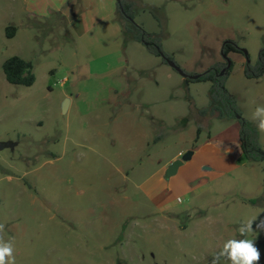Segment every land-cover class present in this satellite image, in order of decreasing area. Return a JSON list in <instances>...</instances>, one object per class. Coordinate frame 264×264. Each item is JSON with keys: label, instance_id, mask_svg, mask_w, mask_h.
Listing matches in <instances>:
<instances>
[{"label": "rangeland", "instance_id": "rangeland-1", "mask_svg": "<svg viewBox=\"0 0 264 264\" xmlns=\"http://www.w3.org/2000/svg\"><path fill=\"white\" fill-rule=\"evenodd\" d=\"M135 1V22L161 33L163 51L187 75L225 62V41L246 52L229 54L226 86L256 126L264 76L248 79L244 69L264 48V0ZM8 26L0 18V141L14 143L0 150V237L13 242L15 264H209L200 251L240 239L242 222L264 220V204L247 198L264 194L263 163L242 158L227 173L242 202L227 230L215 226L216 210L190 211L188 197L171 185L175 175L159 178L191 143L210 156L209 132L218 148L241 147L237 120L199 113L210 103L209 82L187 85L188 76L131 39L119 52L97 54L77 35H45V26L7 38ZM12 56L32 62V86L6 81L2 65ZM215 157L232 168L226 155ZM167 192L180 198L161 213L154 198ZM248 235L264 238L259 230Z\"/></svg>", "mask_w": 264, "mask_h": 264}, {"label": "crops", "instance_id": "crops-1", "mask_svg": "<svg viewBox=\"0 0 264 264\" xmlns=\"http://www.w3.org/2000/svg\"><path fill=\"white\" fill-rule=\"evenodd\" d=\"M116 3L117 0H0V18L4 20L5 25L12 24L17 27L16 35H35L36 30L48 26L46 29L49 33L45 35H64L65 32L77 35V37L89 41L88 45L93 53L105 54L119 52L123 44ZM99 50L103 51L98 52ZM214 141L211 132H209L206 141V146L210 149V156L208 157L202 155L203 146L191 143L189 151H193V155L179 167L176 174H174L175 179L171 185L179 189L183 197H188V208H191V212L194 210L199 212L206 207L212 209V211L216 210L218 217H216L215 226L218 229L219 225H221L227 230L234 225L231 218H227V216L232 217V207L233 205L236 206V202L239 199L237 198V193L232 189V180L226 175L237 169L235 164L242 160L243 155L241 147L236 149L233 145H229L218 148ZM181 153L179 152L178 155L167 162L162 170L163 174H160L161 177H159L162 182H165L163 180L164 172L171 163L181 157ZM216 154L219 157L226 155L230 158L232 168L223 169L220 167L216 162ZM242 164L246 163L243 162ZM226 185L230 186L227 187ZM262 187L263 185L259 188ZM166 189H170V186ZM150 191L153 194L152 190ZM168 193L167 196H163L160 199L154 198L159 203L157 208L161 213L171 212L170 210L168 211V209L172 208L171 204H173L174 200L178 202L180 198L168 197ZM262 194L247 196V198L255 199ZM203 196L205 197L204 200L200 201ZM239 203L242 202L239 201ZM256 209L259 210L260 208ZM257 222L258 220H256ZM185 227L187 225L183 226V228ZM243 238L245 237L240 239ZM247 238L257 242L264 241L261 235H257V237L248 235ZM222 245L219 243V250ZM262 247H264L263 244L259 248L261 253H264V248ZM219 250L216 249L213 253L210 250H202L199 253H201L203 260L209 259L210 261L212 255ZM261 258L260 264H264V254Z\"/></svg>", "mask_w": 264, "mask_h": 264}, {"label": "trees", "instance_id": "trees-1", "mask_svg": "<svg viewBox=\"0 0 264 264\" xmlns=\"http://www.w3.org/2000/svg\"><path fill=\"white\" fill-rule=\"evenodd\" d=\"M116 6L117 16L120 18L119 22L121 24L123 40L125 38L142 43L151 54L161 57L166 64H168V60L173 61V58L162 49L161 33H148L135 22L137 6L135 0H117ZM16 32L17 27L15 26H8L5 29L7 38L15 37ZM230 53L246 55V52L238 47L236 43L225 41L222 47V56L225 62L211 66L209 70L200 75H187L185 73L188 76L185 79V83L187 85L196 82H209L211 84L210 103L206 108L199 111L200 115L216 117L221 120H237L243 158L246 161L263 163L264 165V148L260 142L259 131L255 125L242 117L236 97L226 86L233 69L232 62L230 67L227 68V58ZM2 70L6 81L11 85L30 87L35 83L32 62L19 56H12L6 59L2 65ZM244 75L248 79H258L264 76V48L260 50L255 65L247 64L245 66ZM199 133L200 130H198ZM250 203L262 206L264 204V194L258 199L250 200Z\"/></svg>", "mask_w": 264, "mask_h": 264}, {"label": "clouds", "instance_id": "clouds-1", "mask_svg": "<svg viewBox=\"0 0 264 264\" xmlns=\"http://www.w3.org/2000/svg\"><path fill=\"white\" fill-rule=\"evenodd\" d=\"M252 120L256 123L257 130L264 132V106H257L252 113ZM255 225V228H254ZM5 229L0 224V232ZM255 230L264 232V220L256 223L255 220L242 222L238 232L243 239H229L223 243L219 251L215 252L209 264H221V260L228 264H260L261 250L255 240L248 239V234ZM14 244L11 240L5 241L0 237V264H15Z\"/></svg>", "mask_w": 264, "mask_h": 264}, {"label": "water", "instance_id": "water-1", "mask_svg": "<svg viewBox=\"0 0 264 264\" xmlns=\"http://www.w3.org/2000/svg\"><path fill=\"white\" fill-rule=\"evenodd\" d=\"M167 63L172 68L177 70L181 75H184V76L186 75L184 73V71L181 70L174 61L168 60ZM227 63H228L227 68H229L231 65V61L228 58H227ZM68 102H69V100L67 99V102L63 104V111L66 110ZM13 146H14V143H12V142L0 141V150L5 149V148H9V147H13ZM192 155H193V151H188L186 154L182 155L179 159H177L173 163H171V165L166 170L167 176H172V175L176 174L177 170L179 169L180 166L183 165L184 161L190 159Z\"/></svg>", "mask_w": 264, "mask_h": 264}, {"label": "built area", "instance_id": "built-area-1", "mask_svg": "<svg viewBox=\"0 0 264 264\" xmlns=\"http://www.w3.org/2000/svg\"><path fill=\"white\" fill-rule=\"evenodd\" d=\"M180 156H181V154H180Z\"/></svg>", "mask_w": 264, "mask_h": 264}]
</instances>
